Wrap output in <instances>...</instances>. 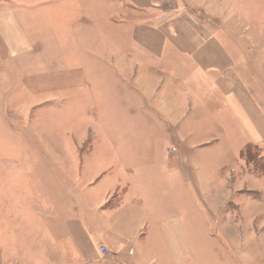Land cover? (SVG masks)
<instances>
[{
  "label": "crops",
  "instance_id": "1",
  "mask_svg": "<svg viewBox=\"0 0 264 264\" xmlns=\"http://www.w3.org/2000/svg\"><path fill=\"white\" fill-rule=\"evenodd\" d=\"M101 1L113 2L101 20L100 0L56 5L58 18L69 14L51 40L26 32L11 12L0 34L22 53L37 42L54 49L64 38L76 77L69 103L78 97L83 111L97 114L81 139L72 138L82 149L65 169L61 219L78 264H201L205 256L226 264L234 247L245 264H264V174L243 154L250 146L264 151V58L254 66L194 11L179 12L189 0ZM130 10L161 19L110 22ZM145 28L146 39L138 33ZM93 92L91 106L84 97ZM204 236L216 242L208 251Z\"/></svg>",
  "mask_w": 264,
  "mask_h": 264
},
{
  "label": "rangeland",
  "instance_id": "2",
  "mask_svg": "<svg viewBox=\"0 0 264 264\" xmlns=\"http://www.w3.org/2000/svg\"><path fill=\"white\" fill-rule=\"evenodd\" d=\"M189 1V7L179 12L194 11L221 41H228L243 60L247 58L254 66L264 58V0ZM100 2L97 10L105 14L101 20L112 14L113 2ZM63 3L64 0H0V34L4 12H11L26 32H37L36 35L51 40L50 32L68 20L66 9L64 18L57 17L61 9L56 11V5ZM172 3L177 5L178 1H169L170 6ZM128 9L121 7V12L127 14ZM131 11L128 15L108 17L113 24L125 20L153 23L160 18L156 13L149 16ZM138 33L145 39L152 35L147 28ZM162 40L159 37L155 42L163 44ZM64 42L62 38L54 49L51 43L45 48L37 42L22 53L8 48L0 35V264H78L76 246L61 219L68 210L64 204L65 169L71 166L69 156L82 149L72 138L81 139L85 126L95 123L97 114L83 111L86 108L78 97H72L69 103L66 90L76 77L71 72ZM49 47L53 55L49 54ZM158 66L159 63L152 68L159 69ZM172 75L173 72L167 74L169 81L174 82ZM261 77L264 79V75ZM94 93L84 97L91 106L96 105ZM113 98L108 101L110 105ZM243 154L249 169L262 176L264 151L250 146ZM249 228L256 230L255 225ZM208 229L209 225L200 226V232L206 235ZM200 238L207 251L211 243H216L207 241L205 236ZM97 249L100 252V247ZM231 250L225 263L245 264L240 248ZM201 264L220 263L217 259L208 262L205 256Z\"/></svg>",
  "mask_w": 264,
  "mask_h": 264
},
{
  "label": "built area",
  "instance_id": "3",
  "mask_svg": "<svg viewBox=\"0 0 264 264\" xmlns=\"http://www.w3.org/2000/svg\"><path fill=\"white\" fill-rule=\"evenodd\" d=\"M175 148H173L172 150H171V152H175ZM171 152H169V153H171ZM100 252H101V255L103 256V257H105V256H108L110 253H109V251L105 248V247H103V246H101L100 247Z\"/></svg>",
  "mask_w": 264,
  "mask_h": 264
}]
</instances>
